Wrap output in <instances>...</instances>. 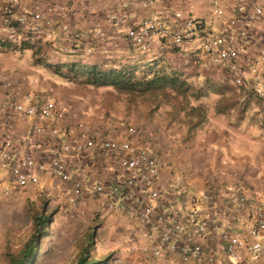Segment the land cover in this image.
<instances>
[{"label":"built area","instance_id":"built-area-1","mask_svg":"<svg viewBox=\"0 0 264 264\" xmlns=\"http://www.w3.org/2000/svg\"><path fill=\"white\" fill-rule=\"evenodd\" d=\"M19 2L0 1V16L8 34L19 36V31L44 29L45 37L54 42L57 30L52 19L40 12L16 16ZM141 5L145 8L153 4ZM261 13L262 9L254 6L247 21H256ZM123 15L116 11L110 19L120 25ZM210 15L207 22L174 10L170 18L172 25L157 15H149L127 28L123 37L140 50H148L162 39L174 45L188 42L198 49L200 60L227 69L237 86L246 87L264 103V53L258 55L253 65L242 67L240 48L229 43L223 29L214 26L224 17L217 0H211ZM72 38L78 40L80 36L75 33ZM238 38L242 48L251 43L244 29L238 32ZM78 48V42L74 41L61 51L74 55ZM84 50L91 52L89 48ZM4 90L0 112L33 120L27 138L34 152L46 156V162H39L33 153H16L14 133L0 132V168L10 170L16 187L38 186L39 173H48L62 183H70L68 199L73 206L84 204L85 189L92 196H101L105 212H116L143 230L149 247L143 253L145 264H160L162 259L170 264H259L264 261V194L238 185L198 191L184 164L174 170V180L163 181L162 165L152 150L149 134L143 129L107 121V126L102 122L105 126L96 129L89 123L78 122L59 130L60 116L51 96L23 92L16 85L4 84ZM75 133L81 138L72 139L70 135ZM34 136L40 140H32ZM85 154H98L102 164L116 165L118 173L105 179L91 177L80 168L74 172L67 169V157L81 158ZM168 195L173 200L167 202Z\"/></svg>","mask_w":264,"mask_h":264},{"label":"crops","instance_id":"crops-1","mask_svg":"<svg viewBox=\"0 0 264 264\" xmlns=\"http://www.w3.org/2000/svg\"><path fill=\"white\" fill-rule=\"evenodd\" d=\"M193 2L194 0H185L182 6L177 5L179 3L176 6L173 4V11L181 10L193 18L208 22L211 18V0H206L203 14L198 7L199 4ZM217 2L224 11V17L214 26L223 29L229 43L240 48L241 66L253 65L258 55L261 52L264 53V0H217ZM141 4L142 2L132 0H20L15 15L40 12L50 17L57 30V37L54 42L50 41L45 37V30L38 29L26 34L30 36L28 45L24 46L26 48L14 50V52H10V48H0V101L5 93V83L10 86H19L23 92H51L60 116L57 124L59 130L74 126L78 122L89 123L95 129L101 128L106 124L93 119L88 111V105L82 102L86 101L90 94L96 93L89 92L91 89L118 93L119 91L113 87L95 88L79 84L72 79L55 74L46 67V64L64 65L73 61L78 62L83 69L91 65L118 68L133 63L148 66L156 59H161L170 65L171 69L183 71L187 78H190V75L204 77L205 84H210L211 88L219 90V93L213 97L236 102L237 108L241 106L239 103L244 101L245 96L224 95L228 84L240 88L244 94L249 93L252 98L258 100L249 89L237 86L233 81V75L227 69L201 61L202 56L196 47L194 53L187 49L191 47L188 42L174 45L170 40L162 39L155 42L148 50H140L131 45L123 37L124 31L138 24L146 16L157 15L168 24H173L169 18L173 11H167L168 9L163 6L164 3L160 2L159 6L156 4L145 8ZM254 6L260 7L262 13L256 21L248 22L247 15ZM49 8H53L54 11L50 12ZM116 11L124 14L120 25L114 24L110 19V15ZM2 20L3 17H0V22ZM243 29L251 38V43L242 48L238 32ZM75 33L80 36L78 40L72 38ZM74 41H77L79 46L76 54H63L62 47L69 46ZM186 44L187 47H185ZM85 48H89L91 52L86 53ZM180 57H183L182 60ZM74 84L80 86L77 91L72 89ZM204 93L202 98L207 97V93ZM125 95L128 96V94ZM127 105L131 106V104ZM163 108L161 105L157 108L154 106L150 108L147 105H140L136 109L130 108L128 110L130 114L125 117L126 124L124 123L137 126L151 136L153 133L151 145L162 165L161 180H174V170L184 164L192 169L190 180L198 191L238 185L247 191L264 194V133L261 134L254 123L242 117L245 113L243 107L239 111L241 113L239 117L234 118L213 108L211 115L209 117L205 115L199 127L196 126L198 127L196 133L193 132L195 136L191 138L194 139L190 144L192 148L181 142L182 138L176 134L174 128L169 130L168 125L174 124L173 121L177 118L178 112H166L165 115L162 112ZM134 114H138L139 118H136ZM159 115L169 117L166 123L162 119L157 120ZM32 122L31 119L0 112V132L14 133L16 153L20 155L33 153L37 161L46 162V156L34 152L27 138ZM70 137L81 138L78 133ZM31 139L38 141L40 137L34 136ZM65 163L68 170L74 172L76 168H80L91 177L100 176L109 179L118 171L116 165L102 164L98 154H85L81 158L67 157ZM43 174L48 173H39L40 180H43ZM12 184L15 186L13 180ZM64 184L68 189L70 188V183ZM88 197H96L104 203L101 196H92L90 190L85 189L82 198ZM171 200L173 197L168 195L166 201ZM207 241L210 242L211 239Z\"/></svg>","mask_w":264,"mask_h":264},{"label":"rangeland","instance_id":"rangeland-1","mask_svg":"<svg viewBox=\"0 0 264 264\" xmlns=\"http://www.w3.org/2000/svg\"><path fill=\"white\" fill-rule=\"evenodd\" d=\"M184 1L158 0L157 6L162 2L165 9L171 12L174 5L179 3L177 5L182 6ZM205 2L206 0H194L193 2L199 4L198 7L202 14L205 10ZM170 7L171 9H169ZM191 14L194 15L193 12ZM1 41L11 44L10 52L22 50L19 48L21 44L28 45V37H24L23 34L19 36L8 34L2 22H0V43ZM190 45L191 47H187L186 44L185 47L194 53L195 46ZM182 58L180 57V60ZM201 61L204 60L201 59ZM188 79L194 94H196V89H202L207 93V97L202 98L199 102L190 99V103L181 98L171 101L169 99L167 103L161 105L164 107L162 109L164 114L175 109L179 111L176 114L177 118L173 121L174 124L170 123L168 126L169 130L174 128L176 134L181 136V142L192 148L190 144L194 139L191 138L195 136L193 132L196 133L199 126L187 130L188 122L197 121L201 116L200 112H204L209 117L213 108L234 118L239 117V111L243 107L245 113H242V117L254 123L260 129L261 134L264 133V103L262 101L256 100L249 93L244 94L240 88L228 84L224 95L245 96L244 101L239 103L241 106L237 108L236 102L213 97L219 93V90L211 88L210 84H205L204 77L190 75ZM79 87L78 84H74L72 89L77 91ZM89 92L96 93L90 94L82 103L88 105L90 115L97 122L106 123L109 121L113 124H124L125 117L130 114L128 111L130 108L136 109L140 105H147L151 108L155 105V102L150 101L148 97L140 98L136 94L127 96L120 92L96 89H91ZM50 93L46 94L54 99L53 94ZM127 104H131V106ZM189 104L201 105L203 108L201 111L199 109L192 112L189 109ZM127 106L128 109H126ZM135 117L139 118L138 114ZM168 118V116L159 115L157 120L162 119L166 123ZM151 138L153 139V133L152 136L149 135L150 140H152ZM188 168L190 178L192 169L189 166ZM42 176L43 180L38 186L19 188L12 184L10 172L7 169H0V264H6L4 258L6 253L17 252L32 235L34 231L32 215L46 216L48 224L47 232L44 234L45 238L41 240V247L37 251L34 264H75L81 247L87 249L89 260L94 264H145L143 253L148 246L143 230L134 221L116 212H105L104 205L96 197L82 198L84 204L73 206L68 199L70 191L66 184L50 174ZM88 234H90L89 237ZM91 235L92 237H90ZM87 242H90L91 245L89 246ZM160 264L170 263L167 259H162ZM259 264H264V261Z\"/></svg>","mask_w":264,"mask_h":264},{"label":"trees","instance_id":"trees-1","mask_svg":"<svg viewBox=\"0 0 264 264\" xmlns=\"http://www.w3.org/2000/svg\"><path fill=\"white\" fill-rule=\"evenodd\" d=\"M135 2L147 3L151 2L156 5L158 0H132ZM50 9V8H49ZM51 8V12H53ZM20 35L30 38L29 31H19ZM0 46L3 48L11 47L9 42L3 43ZM20 49L26 48L23 44ZM52 72L65 78L74 80L82 85H88L95 88L99 87H113L116 91L123 94H136L141 98L148 97L150 101L155 102L154 107L163 105L171 100H188L198 101L204 96L202 89H196L194 94L191 90V83L188 81L187 76L183 71L178 69H171V66L166 64L161 59L154 60L150 65L144 66L141 64L133 63L132 65H122L118 68H103L102 66L91 65L83 69L78 62H69L64 65L47 63ZM63 68V69H62ZM173 107V106H172ZM201 105L189 104L190 111L202 110ZM175 109V108H174ZM174 111L178 112L177 109ZM194 123L188 122L187 130L191 127L199 126L205 113ZM34 231L30 238L23 244V246L15 253H6L4 255L6 264H34L37 257V251L40 249L41 240L45 238L48 224L46 216L32 215ZM90 234L87 236L89 237ZM92 237V235L90 236ZM90 246L91 243L87 242ZM75 264H94L89 260V254L85 247H81L79 257Z\"/></svg>","mask_w":264,"mask_h":264}]
</instances>
